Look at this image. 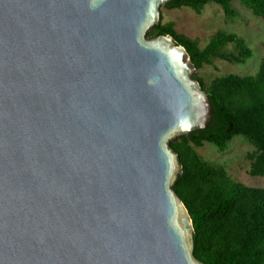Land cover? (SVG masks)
Masks as SVG:
<instances>
[{"label":"water","instance_id":"95a60500","mask_svg":"<svg viewBox=\"0 0 264 264\" xmlns=\"http://www.w3.org/2000/svg\"><path fill=\"white\" fill-rule=\"evenodd\" d=\"M175 0H0V264H203L172 148L214 110Z\"/></svg>","mask_w":264,"mask_h":264},{"label":"trees","instance_id":"16d2710c","mask_svg":"<svg viewBox=\"0 0 264 264\" xmlns=\"http://www.w3.org/2000/svg\"><path fill=\"white\" fill-rule=\"evenodd\" d=\"M234 2L264 20V0H175L166 9L190 8L201 15L214 3L229 21H235ZM162 22L163 17L148 37L171 36L186 48L197 71L216 59L246 65L253 58L252 50L237 35L220 32L202 49L198 41L179 35L175 23ZM231 44L237 54L224 52ZM194 78L209 96L212 121L206 130L172 143V148L183 167L174 189L193 220L196 257L203 264H264V189L234 181L225 168L204 161L197 152L206 144L224 152L235 138H244L255 148L250 175L264 179V61L254 76L226 75L209 86Z\"/></svg>","mask_w":264,"mask_h":264},{"label":"rangeland","instance_id":"374dc122","mask_svg":"<svg viewBox=\"0 0 264 264\" xmlns=\"http://www.w3.org/2000/svg\"><path fill=\"white\" fill-rule=\"evenodd\" d=\"M232 6L238 13V19L235 21H229L222 7L214 3L209 4L201 15L190 8L162 9V24L175 23L179 35L198 41L202 49L209 45L214 36L222 32L237 35L252 50L253 58L246 65L216 59L211 65L197 71L194 77L203 79L207 86L214 79L226 75L254 76L264 61V20L256 17L240 2H234ZM224 52L237 54L238 49L231 44ZM197 152L204 161L225 168L234 181L247 187L264 189V179L253 178L250 175L252 169L250 156L255 152V148L246 139L235 138L224 152L211 144L197 149Z\"/></svg>","mask_w":264,"mask_h":264}]
</instances>
